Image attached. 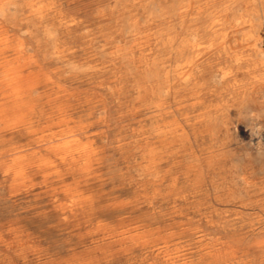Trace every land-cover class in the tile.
Here are the masks:
<instances>
[{"label": "rangeland", "instance_id": "obj_1", "mask_svg": "<svg viewBox=\"0 0 264 264\" xmlns=\"http://www.w3.org/2000/svg\"><path fill=\"white\" fill-rule=\"evenodd\" d=\"M56 1V22L62 24L31 21L15 8L0 13V24L22 51L21 61L26 64L27 73L32 71L40 80L39 87L32 92L37 109L46 116L59 104L69 106L81 142L90 144L92 150L68 154L58 165V172L44 168L38 156L29 155L25 170L28 177L15 176L10 149L21 142L36 146L44 141L38 140L42 131L29 134L24 127L13 125L17 111L13 103H7L10 118H0L3 122L7 120L5 125L0 122V264H264V141L258 145L240 137V143L233 146L221 165L208 169L205 181L198 186L185 175L187 158L180 161L169 149L157 157L154 170L160 174V181L150 177L145 166L154 140L150 128L155 121L136 112L137 105L133 102L136 82L148 75L137 64L157 47L154 36L147 39L146 33L181 29L174 8L179 0ZM254 4L253 8L262 9L264 2L255 0ZM225 5L221 0L219 7ZM192 17L188 22L191 29L204 33L207 15L197 12ZM250 17L257 30H264L262 15ZM49 30L56 33L55 40L49 38ZM118 45L131 52L113 60L110 52ZM55 48L61 50L60 58L56 57ZM210 74L207 77L212 82ZM262 96L258 103L250 102L245 108L244 129L257 122L250 116L253 113L264 130V93ZM53 121L43 118L37 128L40 130ZM222 128L219 127L217 144L223 138L233 137ZM211 142L208 137L199 138L196 146Z\"/></svg>", "mask_w": 264, "mask_h": 264}, {"label": "bare ground", "instance_id": "obj_2", "mask_svg": "<svg viewBox=\"0 0 264 264\" xmlns=\"http://www.w3.org/2000/svg\"><path fill=\"white\" fill-rule=\"evenodd\" d=\"M148 1H150V0H148ZM220 1L221 0H179L178 3H176L177 5L175 7L174 6L173 7L175 8V10H177L178 16L181 20V23H182L181 29L180 30L172 29L169 31H167V30L165 31V29H164V30H160V31H153L151 33L149 32V33H146L144 35L145 38H147V39L154 36V38L157 40V47L155 49L149 51L148 53H146L147 55H152V58H147L145 56L146 55L145 54L138 61V64H137L138 68H141L148 75L146 77L140 78L136 82V87H135L136 95H134L133 102H134V104L137 105L136 112L145 114L146 116H148V118L153 119L155 121V124L150 128V132H151V135H152L154 140L151 141L152 147H151V149L149 148L150 156L147 159L148 163L145 165L146 169L149 170V174L152 175L150 177H153L155 181L161 180V177L159 176L160 174H158V172H156L154 170V168H155L156 163H157V157L160 156V154L163 150L169 149L171 151V154L175 155L178 159H180V161L182 158H185V157L187 158V170H186L185 175L187 176V178L192 179L194 184L198 186V185H201V183H203L205 181L206 173L208 172V169L211 167H214L217 164H219L220 162H222L224 160V158L226 157L227 153L232 150L233 146H236L238 143H240V141H241L240 137L241 138L247 137L250 139V141L255 142L258 145L264 141L263 126L259 123V120L255 114L252 113V114H250V116H251L252 120L257 121V122H255V123L253 122V124L248 129H244L245 123L243 121L244 120L243 119L244 110H246L245 108L247 107V105L250 102L258 103L259 99L260 98L262 99V97H263L262 94L264 93V30H260V29L257 30L255 28V23L252 20V17H250V15L256 14V15H262V17L264 19V5L262 6V9H259V8L256 9V8H253V4L255 3V0H228V2H227V0H223L224 4L226 3V5L223 6V8L222 7L220 8L219 7ZM171 2H173V0ZM261 2H264V0H261ZM170 4H172V3H170ZM239 6H241V10L239 8V10L235 12L236 7H239ZM12 8H15L16 10L19 9V11L23 15V18H27L31 21L36 20V21H39L38 23L48 22V25L49 24L56 25L57 23L62 24L61 21L56 22L57 13H58L56 0H0V13L5 14V12H7V11L9 12V10H11ZM169 9H170V7H169ZM26 10H27V12H26ZM197 12L199 14L205 13L207 15V18H208V24H207V26H205L206 29H205L204 33H200L196 29H191L190 24L188 23L189 20H191L193 18L192 17L193 14H196ZM10 13H12V11ZM140 13H142V12H140ZM63 14H64V12H63ZM130 14H132V13H130ZM18 15H19V13H18ZM68 15H70V14H68ZM96 16H98L97 13H96ZM109 16H108V18H109ZM120 17H121V15H120ZM203 17H205V16H203ZM9 19L11 20V18H9ZM130 21H131V18H130ZM10 22H12V20ZM177 23L179 24V21ZM10 24L11 23H9V25ZM12 24H14V22ZM260 24H261V21H260ZM11 26H13V25H11ZM139 26H141V24ZM126 27H128V26H126ZM137 27H138V24H137ZM37 30H38V28H37ZM52 30H49V33H48L49 38L51 40H55V37H56L55 34L56 33H54ZM38 31H40V30H38ZM56 31H58V30H56ZM115 31H118V30H115ZM204 35H207V37H205ZM108 36H109V34H108ZM125 37L128 38L127 36H125ZM135 38H136V36H135ZM12 40H13V38H12ZM103 40H104V38H103ZM82 41H84V40H82ZM109 41H111V40H109ZM85 43H87V42H85ZM97 43H99V42H97ZM94 44H96V43H94ZM154 44H156V43H154ZM84 45H86V44H84ZM55 46H56V44H55ZM91 46H92V44H91ZM102 49H103V46H102ZM108 49H110V46ZM130 49H132V48H130ZM139 50H140V48H139ZM144 50H145V48L141 47V51H144ZM20 51H21L20 48L16 47L13 44V42L11 41V38L9 37L7 30L0 24V118L5 119L8 116L7 107H9L10 105L7 107H6V105L8 102H9V104L13 103V105L17 111V113H16L17 116L15 119H13V123H14L13 125L16 124V125H20L22 128L24 127V129H26L29 132V134H35V133H38L39 131H42L41 133H43V134L40 135L38 140H39V142L44 141V143H39L36 146H33L30 143L26 144V145H21L22 142L20 143V145L13 146L10 149V153H9V155L11 156L10 159L12 160L11 169H12L13 173L15 174V176L22 177L25 174L26 162L28 161L29 155H33V156L35 155V156L39 157V161H41V165L44 168L54 169L55 172H58V170H57V168H59L58 165L61 162H64L66 160L68 154L73 153L75 151L80 152V153H82V152L86 153V152L91 151L92 148H91L90 144H84L81 142L80 131L76 127L77 125H74L75 119L72 116V111H71V108L69 106L64 105V104H59V106H57L55 111L54 110L51 111V113H48L46 116H44V113L42 110H41L42 112H40V109H37L38 104L35 101L36 97L34 100V98L32 97V92L39 87L40 80L35 75L31 74L32 71H31V73H27L26 64H24L21 61L22 55H21ZM129 51H130L129 49L118 45L110 52V55H111L110 58L112 57L111 59H113V60L117 59V58L119 59L120 56H125L127 53H129ZM38 52H40V51H38ZM144 53H145V51H144ZM55 54L57 55L56 56L57 58H60L61 57V50L59 52V50H57V48H55ZM97 54H99V53H97ZM127 56H128V54H127ZM65 57H67V56H65ZM136 57H137V55H136ZM46 60H48V59H46ZM125 60H127V59H125ZM137 60H138V58H137ZM63 63H64V61H63ZM114 64H115V62H114ZM33 66H34V64H33ZM59 66H61V65H59ZM82 66H83V64H82ZM91 69H93V68L91 67ZM41 70H43V69H41ZM58 71H60V70H58ZM79 71H81V70H79ZM97 72H98V70H97ZM209 74H210V76H212V82H210L211 77L210 78L207 77ZM36 75H37V73H36ZM57 75H58V73H57ZM93 75H95V73ZM41 76H43V74ZM62 76H63V74H62ZM106 83H104V84H106ZM53 86H52V88H53ZM101 87H102V85H101ZM45 92H47V90ZM40 95L42 96V94H40ZM44 95H45V93H44ZM46 96L47 95H45V97ZM69 96H70V94H69ZM128 96H131V94ZM46 101H48V100H46ZM51 101H53V100H51ZM122 103H125V102H122ZM42 105H43V103L41 104V106ZM133 111H135V110H133ZM247 111H249V110H247ZM12 112H14V111H12ZM13 115H15V113ZM126 115H127V113H126ZM235 115H236V117H235ZM260 116H261V114H260ZM12 117H15V116H12ZM141 117H143V116H141ZM43 118H45V119L53 118V120L55 119V121H53L51 124L45 125L44 127H42V129L39 130L37 128V126L40 124V122L42 121ZM219 118H220V120H219ZM121 119H123V118H121ZM8 120H10V119H8ZM126 120L127 119H125V121ZM6 121L5 120H4V122L2 121L4 123V125H5ZM8 124H9V122H8ZM219 127L220 128L223 127L222 129H224L227 134L230 132L233 136L232 139L226 137V138H223L222 141L217 144L216 142H218V141H216V140L220 135L218 133ZM84 128H86V127H84ZM120 129H122V127ZM7 131H10V130L7 129ZM94 135H96V134H94ZM98 135H99V133H98ZM207 137L210 138L212 141L210 144H208L206 146H201V147L196 146V143H197L199 138L201 140V139H205ZM4 138H6V137H4ZM7 140H9V139H7ZM27 141H29V140H27ZM141 142H140V144H141ZM1 143H2V140H1ZM148 145H149V143H148ZM134 146H135V144H134ZM149 146H151V145H149ZM3 148H5V147H3ZM123 148H125V147H123ZM138 150H139V148H138ZM93 151H94V149H93ZM140 156H141V154H140ZM159 160H162V159H159ZM227 160H228V158H227ZM177 163H178V161H177ZM32 165H33V163H32ZM219 165H221V164H219ZM67 166H69V165H67ZM176 167H179V166H176ZM37 169H38V167H37ZM67 171H69V170H67ZM47 173H49V172H47ZM50 173H53V172H50ZM50 173H49V175H53ZM142 173H143V171H142ZM246 174H248V173H246ZM26 176L28 177V175H26ZM145 176H147V175H145ZM225 176H226V174H225ZM65 177H63V178H65ZM261 177H263V176H261ZM22 181H24V180H22ZM147 181H149V180H147ZM218 181H220V180H218ZM247 181H250V180H247ZM176 182H178V180ZM209 183H212V182H209ZM189 185H190V183H189ZM259 189H260V187H259ZM179 190H181V189H179ZM80 193H82V192H80ZM207 193H208V191H207ZM170 194L171 193H169V195ZM231 194H233V193H231ZM80 197L82 198L81 195H80ZM182 197L184 199V196H182ZM218 201H219V199H218ZM246 207H248V206H246ZM208 208H210V207H208ZM214 208H211V209H214ZM198 209L200 210L201 208H198ZM216 209H217V207H216ZM201 210L203 211V209H201ZM178 212H179V210H178ZM204 213H206V212H204ZM202 214H203V212H202ZM207 215H208V213H207Z\"/></svg>", "mask_w": 264, "mask_h": 264}]
</instances>
